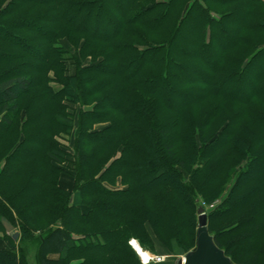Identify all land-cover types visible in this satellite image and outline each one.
<instances>
[{"label": "trees", "instance_id": "trees-1", "mask_svg": "<svg viewBox=\"0 0 264 264\" xmlns=\"http://www.w3.org/2000/svg\"><path fill=\"white\" fill-rule=\"evenodd\" d=\"M201 201L264 264V0H0V264H177Z\"/></svg>", "mask_w": 264, "mask_h": 264}, {"label": "water", "instance_id": "water-1", "mask_svg": "<svg viewBox=\"0 0 264 264\" xmlns=\"http://www.w3.org/2000/svg\"><path fill=\"white\" fill-rule=\"evenodd\" d=\"M1 222L6 232H13V238L18 239L19 232L15 231L14 225L5 217L1 219ZM176 262L177 264H235L215 243L207 226V212L201 205L198 207L196 245L180 256Z\"/></svg>", "mask_w": 264, "mask_h": 264}, {"label": "rangeland", "instance_id": "rangeland-1", "mask_svg": "<svg viewBox=\"0 0 264 264\" xmlns=\"http://www.w3.org/2000/svg\"><path fill=\"white\" fill-rule=\"evenodd\" d=\"M188 73H189V71H187ZM186 72V73H187ZM188 73H187V75H188ZM102 125H104V124H102ZM73 140H71V138L69 139V140H67V138L66 137H64V138H61L60 139V143H66L67 145H69V144H71V142H72ZM73 156L71 155V158H70V160L68 161V166L70 167V168H73V169H75V159L76 158H73ZM70 179V178H68V177H64L63 178V181H65V179ZM114 187H125V185L124 184H122L121 183V180H120V178H117V181H116V185L114 186ZM202 202H205V201H201V203ZM214 203V206L218 203V201H214L213 202ZM208 208V207H207ZM11 233H13V232H11ZM167 255H169L170 256V254H168L167 253ZM32 255H30L29 256V258H30V261L32 262V264H36L35 262H34V260L32 259ZM179 258V256H171L169 259L170 260H172V261H175V260H177Z\"/></svg>", "mask_w": 264, "mask_h": 264}, {"label": "built area", "instance_id": "built-area-1", "mask_svg": "<svg viewBox=\"0 0 264 264\" xmlns=\"http://www.w3.org/2000/svg\"><path fill=\"white\" fill-rule=\"evenodd\" d=\"M213 206H214V203L209 205V207H213ZM141 258H142V262L144 264H148L151 261L152 262H163L165 260L166 256L158 255V254H152V255H149V257H147V258L144 255H141Z\"/></svg>", "mask_w": 264, "mask_h": 264}, {"label": "crops", "instance_id": "crops-1", "mask_svg": "<svg viewBox=\"0 0 264 264\" xmlns=\"http://www.w3.org/2000/svg\"><path fill=\"white\" fill-rule=\"evenodd\" d=\"M72 180L71 179H65V186L67 187V188H69L70 187V182H71ZM5 246V241H4V239L2 238V233H0V249L1 248H3ZM56 255H54V257H55Z\"/></svg>", "mask_w": 264, "mask_h": 264}, {"label": "bare ground", "instance_id": "bare-ground-1", "mask_svg": "<svg viewBox=\"0 0 264 264\" xmlns=\"http://www.w3.org/2000/svg\"><path fill=\"white\" fill-rule=\"evenodd\" d=\"M134 242V244L136 245V247L139 249V251L140 252H142V254L147 258V257H149V253L146 251V250H144L142 247H141V245H139V243L137 242V241H133Z\"/></svg>", "mask_w": 264, "mask_h": 264}]
</instances>
